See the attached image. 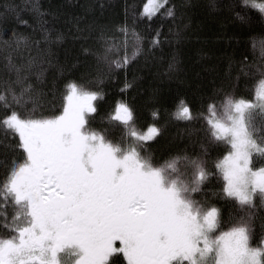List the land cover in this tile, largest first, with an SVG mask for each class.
Segmentation results:
<instances>
[{"label":"snow or ice","instance_id":"1","mask_svg":"<svg viewBox=\"0 0 264 264\" xmlns=\"http://www.w3.org/2000/svg\"><path fill=\"white\" fill-rule=\"evenodd\" d=\"M168 2L147 0L143 15L151 19L164 8L173 16ZM240 3L264 15V0ZM24 4L37 14L41 35L14 32L4 42L7 51L0 49V150L13 153L9 158L0 151V264H115L120 256L126 264H264V233L257 238L252 227L256 207H264V64L241 62V75L259 76L254 98L221 93L220 103L205 109L210 143L227 147L214 165L223 177L222 191L235 198L240 212L222 230L218 209L193 198L214 175L205 159L208 148L157 165L145 142L161 130L153 125L138 131L123 102L110 117L119 122L113 127L124 126L119 140L109 139L108 129H91L93 101L102 96L75 82L61 94L59 114L55 104L52 114H44L43 78L52 63L45 45L61 42L63 33L53 37L34 0ZM15 19L28 24L19 13ZM116 32L124 37L119 46L102 34L101 78L126 68L145 43L149 50L161 43L159 31L150 40L127 24ZM121 48L124 55L114 59ZM173 116L188 122L203 118L184 100Z\"/></svg>","mask_w":264,"mask_h":264},{"label":"trees","instance_id":"2","mask_svg":"<svg viewBox=\"0 0 264 264\" xmlns=\"http://www.w3.org/2000/svg\"><path fill=\"white\" fill-rule=\"evenodd\" d=\"M146 1L34 0L53 37L63 33L61 42L45 45L52 63L43 78L44 114H52L51 104L56 105L59 114L61 94L66 95L67 84L75 82L101 94L102 98L94 101L97 111L90 115V126L100 131L108 129L116 136L112 135L115 141L120 139L118 134H122L124 126L113 127L119 122L110 117L120 102L131 108L135 128L154 125L161 130L152 141L145 142L155 164L183 152L198 155L203 145L208 148L205 159L214 175L196 194L207 206H218L221 219H227L231 214L226 203L230 200L221 190L214 167L224 154L223 143H210L203 118L188 122L175 119L173 113L180 100L194 115L203 117L208 105L220 102L221 93L254 98L259 76L241 75L240 68L242 61L252 66L264 64V18L240 0H169L166 8L173 11V16L166 15L162 8L149 19L143 15ZM237 12L243 20L237 18ZM17 13L28 21L27 25L15 19ZM124 24L148 40L159 31L161 43L150 50L145 43V51L126 68L101 78L98 73L105 68L102 63L98 66L97 57L106 48L102 34L117 43L123 35L116 29ZM14 32L39 39L37 14L25 7L24 0H0V49L7 51L4 42H11ZM0 151L9 158L13 155L6 149ZM208 187L210 195L204 192ZM115 264L126 261L120 256Z\"/></svg>","mask_w":264,"mask_h":264},{"label":"rangeland","instance_id":"3","mask_svg":"<svg viewBox=\"0 0 264 264\" xmlns=\"http://www.w3.org/2000/svg\"><path fill=\"white\" fill-rule=\"evenodd\" d=\"M158 2L162 3L163 0H158ZM257 2H259V0H257ZM145 4H147V1L145 2ZM145 4H144V6H145ZM144 6H143V8H144ZM262 17L264 18V15H262ZM123 41H124V37H123V40L122 39L119 40V42H117L116 44L119 46V45L122 44ZM123 51H124L123 48H121V51L117 55H114L113 58L115 59V58H117V56H123L124 55ZM127 54L129 56H131L133 54V42H132V38L131 37L128 38ZM86 88L89 91H93L92 89H90L88 87H86ZM228 94L234 95L233 92H229ZM219 103L220 102H218L216 104H219ZM93 104H94V101H93ZM89 115H91V114H89ZM208 115H209L208 112H205V114L203 116V122L206 123ZM89 127L91 129H94V130L98 131V132H103L104 131V130H102V131L97 130V129L91 127L90 125H89ZM207 128L209 130V125L208 124H207ZM137 130L141 131V132H146V130L145 131L144 130H140V129H137ZM123 131H124V127H122V132ZM116 133H118V131ZM112 135L116 138V136L114 134H112V132L108 133V138L114 140ZM118 135L121 136L120 134H118ZM222 146L224 147V154L219 157L220 158L219 160L223 159V156L227 154V147L224 144H222ZM167 159H170V158H167ZM217 174L219 176L218 179H219L221 190H222L223 185H224V181H223V177H222V175H220L218 169H217ZM204 192L206 194H208V195H210V193H211L209 191V187L207 189H205ZM224 195L226 196V194H224ZM193 198L196 199L197 201L202 202L200 200V197L196 193L193 194ZM227 198H229L230 203H226V205L228 206L227 208H229V211H230V214H231L230 217H228L227 219H221V213H220V209H219L218 206L216 207L214 205H209V207H216L218 209L219 216H220V219H221L222 225H223L222 230H228V228L231 226V223L234 221V219L237 218L240 215L239 205H238V202L235 200V198H232V197H227ZM226 212H228V211H226ZM224 215H226V214H224ZM252 227L254 229V232H255V235H256L257 238L261 235V233H264V207H260V206L256 207L255 213H254V221H253ZM253 243L255 244V240L253 241ZM117 246H119V242H117ZM68 264H71V262L69 261Z\"/></svg>","mask_w":264,"mask_h":264}]
</instances>
